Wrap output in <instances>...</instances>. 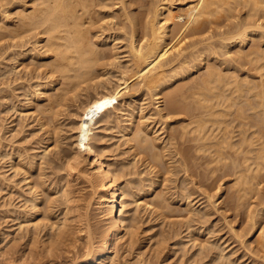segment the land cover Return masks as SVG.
<instances>
[{
    "label": "bare ground",
    "instance_id": "6f19581e",
    "mask_svg": "<svg viewBox=\"0 0 264 264\" xmlns=\"http://www.w3.org/2000/svg\"><path fill=\"white\" fill-rule=\"evenodd\" d=\"M10 110L0 158L20 177L0 172V185L15 181L17 195L3 190L20 203L2 190L7 264L14 253L55 264L75 248L66 264H126L120 245L152 219L142 235L160 225L156 245L189 242L187 263L264 264V0H0ZM66 111L74 149L61 141ZM111 129L123 157L105 154Z\"/></svg>",
    "mask_w": 264,
    "mask_h": 264
},
{
    "label": "rangeland",
    "instance_id": "374dc122",
    "mask_svg": "<svg viewBox=\"0 0 264 264\" xmlns=\"http://www.w3.org/2000/svg\"><path fill=\"white\" fill-rule=\"evenodd\" d=\"M114 80H115V78L113 77V80H112L113 83L111 82L112 85H113L114 82H115ZM110 85H111V84H110ZM74 103H75V105L78 104V102H77V103L74 102ZM74 103H73V104H74ZM75 105H73L74 108H75ZM71 108H73V107H71ZM12 111H13V110H10V112H8L9 115H8L7 113H4V114L1 113V114H0V115H2V117H0V118L3 119V120L0 119V120H1V122H0V136L2 135V137H3V134H4V137L7 136V135H8L7 137H9V135H10V133H11V131H7L6 126L8 127V130H9L10 128H12L13 125H16V123L18 122L17 120H18V116H19L20 113L17 112V114H16V113H14V112H12ZM11 112H12V114H11ZM66 112H67V111H66ZM66 112H65V113H66ZM14 114H15V116H14ZM3 115H5V117L8 115V116H7L8 120H7V118L5 119V117H4ZM10 115H11V116H10ZM66 115H67V116H66ZM13 116H14V117H13ZM64 116H65V118L68 117L67 119H68L69 121H68L67 119L62 120V119L60 118V120H61L62 123H63L62 125H66V126H67V124H68L69 127H68V126L66 127V128L68 129V130H67V129L63 126V130H62V132H61V134H62V135H61V141L63 140L62 143H64L65 141H67V142H65L64 145H63V144H62V145H63L65 148H67V149H71V148L74 149V146H72V147L69 148V146L71 145V142L73 141V138H74L73 134L75 135L74 132H71V129L69 130V128H71V127H70V126H71V122H70L71 120H70V119H73V118H71V117L69 116L68 112H67ZM9 117H10V119H9ZM11 117H12V119H11ZM69 117H70V119H69ZM15 118H17V119H15ZM26 119H27L28 122H30V118H29V120H28V117H27V118L25 117V118H24L25 122H27ZM11 120H13V121H15V122H13V121H11ZM24 120H23V121H24ZM4 121H5V122H4ZM10 121H11L12 123H10L11 125L9 124V125H10V126H9L7 123H9ZM63 121H64V122H63ZM6 122H7V123H6ZM66 122H67V124H65ZM1 123H2V125H3L4 123L7 124V125L4 124V126L1 127ZM14 123H15V124H14ZM12 124H13V125H12ZM69 124H70V125H69ZM9 127H10V128H9ZM1 128H2V129H1ZM3 128H4V129H3ZM115 128H116V127H115ZM1 130H2V131H1ZM3 130H4V131L6 130V131L4 132ZM64 130H65V132H64V134H63V131H64ZM112 130H113V131H112ZM67 131H68V132H67ZM1 132H2V133H1ZM7 132H9V133H7ZM27 132H28V131H27ZM27 132H25V133H27ZM66 132H67V133H66ZM69 132H70V133H69ZM112 132H113V133H112ZM115 132H116V133H115ZM28 133H29V132H28ZM117 133L119 134L120 132H117L116 129H115V130H114V129L107 130V131L105 132V136H106V138H105V139H106L105 143H106V145H107L108 143H109V145H110V146L108 145V147H110V148H107V147H106V149H109V150H110V155H109V150L106 151L108 154H107V153H105V154L108 155L110 158H115V157L118 155V154H117V151H118L119 154H120V151H119V150H120V149L122 150V148H123L121 144L119 145V142H120V141L117 142L118 139L120 138V137H119L120 135H118ZM66 134H67V135L69 134V135H68L69 138H68L67 136H65ZM115 134H116L117 136H116ZM62 136H64L65 139H64ZM112 136H113V137H112ZM70 137H71V138H70ZM72 137H73V138H72ZM111 137H112V138H111ZM118 137H119V138H118ZM109 138H110V139H109ZM69 139H70L71 141H70ZM112 139H113V140H112ZM115 139H116V140H115ZM108 140H109V141H108ZM4 141H6L5 143H8L7 140L4 139ZM113 141H114L115 143H114ZM68 143H69L70 145H69ZM112 143L115 144V145H113ZM65 144H66V145H65ZM67 144H68V146H67ZM116 144H118L117 146H118L119 148L121 147L119 150H118V147H116ZM72 145H73V144H72ZM66 146H67V147H66ZM123 146H124V145H123ZM7 147H8V146H7ZM3 148H5V146H3ZM115 148H116V149H115ZM35 150H37V149H35ZM1 151H2V148H0V152H1ZM113 151H114V152H113ZM116 154H117V155H116ZM115 155H116V156H115ZM120 157H123V156H120ZM120 157L117 156V158H120ZM2 160H3L4 162H3ZM2 160H1V158H0V167H1L0 172H3V171H4L5 173H4V172H3V173H4L5 176H9V175H10V177H11V174H13V173H11L12 169H10V168L8 167V166H9V164H8V159L5 158V159H2ZM6 160H7V162H6ZM123 161H126V160H123ZM2 162L5 163V164H7V165L4 166L3 164H1ZM137 164H138V163H137ZM139 164H140V162H139ZM139 164H138V165H139ZM138 165H137V166H138ZM2 167H4L5 169L3 168V170H2ZM6 167H7V168H6ZM138 167H140V168H138ZM138 167L136 168L137 171H138L139 169L143 170V166L139 165ZM141 167H142V168H141ZM8 169H10V170L8 171ZM5 170H6V171H5ZM143 171H144V170H143ZM12 172H13V171H12ZM61 172H62V171H61ZM144 172H145V174H146L147 170L144 171ZM144 172H142L143 174L140 173V174H141V175H140L141 177L144 176ZM8 173H9V174H8ZM18 176H19V175H18ZM18 176L16 175V178H14L15 176H14V177H11V179H10L9 181H12V180H14V179H15V181H16V179H18ZM19 177H20V176H19ZM15 181H14V182H15ZM14 182H11V183H10V182H7L6 180H5V181L3 180V183H1V185H0V187H1V188H0V195L2 196V194H3L2 190L5 189V186H6V189H5V190L8 191L9 188H11V190H13V194L15 195V194H16L15 191H14L15 189H13V188L10 186V185L13 184ZM8 183H9V184H8ZM22 183H23V182H22ZM75 183H76L77 187H78V183H79V186H82V188L79 187V189L81 188V189L79 190V195H82V197H89V195L91 194V193H90V188H89L88 186H86V183H83L82 181L80 182V180L76 181ZM5 184H6V185H5ZM7 184H8V185H7ZM20 184H21V183H20ZM20 184H19L18 186H21V185H22V184H21V185H20ZM80 184H81V185H80ZM82 184H83V185H82ZM84 184H85V185H84ZM83 186H85V188H84ZM75 187H76V186H75ZM77 187H76V188H77ZM82 189H83V190H82ZM5 190H3V191H5ZM77 190H78V188H77ZM84 190H85V192H87V193H84V192H83ZM86 190H88V191H86ZM7 191L4 192V194H3L2 197L7 198V197L9 196L8 194L5 195ZM82 192H83V193H82ZM80 193H81V194H80ZM89 193H90V194H89ZM83 194H85V195H83ZM86 194H87V195H86ZM14 195H13L12 197H14ZM16 195H17V194H16ZM1 196H0V197H1ZM12 197H11V196L8 197L10 200H9L8 198H7V199L4 198V199H5L7 202H8V200H9L10 202H12V204H16V205L18 204V205H19L20 202H18V201H19L20 198H16V197H14L13 200H11ZM16 199H18V200H16ZM1 200H2V199H1ZM1 200H0V202H1ZM14 200H15V201H14ZM17 202H18V203H17ZM91 202H93V204L95 205L96 198H92V199H91ZM93 204L91 203V206H92V207L94 206ZM58 207H60V206H58ZM95 207H96V206H94L93 208H95ZM91 211L96 212V211H94V210H91ZM1 212H2V211H0V213H1ZM141 213H142V212H140V216H142V221H146V222H148L147 220H149L148 218H150L149 213H147V211H144V212H143V213L145 214L146 217L144 216L143 213H142V214H141ZM147 215H148L149 217H148ZM215 216H216V215H214V217H215ZM2 217H3V212H2L1 215H0V218H1V219H0V226H2V227L4 226L3 228H6V226L10 225L11 222L13 223V221L10 222L9 216H7L6 218L3 217V219H2ZM10 218H11V217H10ZM146 218H147V220H146ZM4 219H6V220H4ZM8 219H9V220H8ZM143 219H144V220H143ZM171 219H172V218H171ZM173 219H174V218H173ZM2 220L5 222V224H4V222H3ZM149 221H151V220H149ZM153 221H155V220L152 219V221H151L150 223H145V222H144V225H141V227H143V228H141L140 226L138 227V228L140 229V231H139V229H137L138 231L136 232V235H135V236L138 237V238H136L135 236H133V237H134V241H133V239H132L133 244L131 243V245H135V246H131L132 249H129V248H128V247H130V244H127L126 241H125L124 243L127 244V247H126V244H124V243H123L122 245H120V246H121V248H120L121 254L123 255V253H124V255H126L125 258L123 257L124 255L122 256L124 259L121 257V258H122V259H121V260H122V263L124 262L123 260H125V263H126V264H127V263H128V264H131L132 261L134 260L133 257L135 256L134 258L136 259V262H135V260H134L133 262L137 263V261H140V262H138V264H141V263L144 261V259H146V260L148 259L147 261L145 260V262H149V260H150L152 257H154V255H155V256L157 255V260H155V259H154V260H155L156 262H158V261L161 262V264H163L164 261H165L164 264H167V261L169 262L168 264H178V263H177V262H178V259H177L178 257H179V259L184 257V258L182 259V261H181V262H183V260H184V262H183V263L180 262V264H184V263L186 264V263H187V262H185V261H186V259H185L186 256H182V257H181V256H179V255H181V252H182V253L185 252V251H182V249H183V248H182V245H184V246L186 247V248H185V247L183 246L185 250L187 249V251H186L187 253H189L190 251H192V250L194 249V247H193L192 250L190 249V251H189V249H188V247L190 246V243H189V242H186V243H184V244H181L180 247H179V245H178V246H175V245H173V244L170 246V244L173 243L174 240H175L176 238H178V237L176 236V237L173 238V240L170 239V240H168L169 242H168V241H166V243L164 242V245L162 244L163 242L160 243V244H158V245H156L154 242H156L157 239H156L154 236H153V237H154L156 240H155L154 238H150L151 240L153 239L152 241H151L150 239H148L147 237H148V235H149V236H152V234L156 231V229H158V228L160 227V225H155V226H159V227H154V226H153V229L151 228L152 231H151V229H149V231H151V232L147 231V234L142 235L143 232L141 233V231L144 230V229L146 228L145 226L150 225V224H153ZM221 221H222V222H221ZM14 222H15V221H14ZM219 222H221V223H219ZM6 223H7V224H6ZM142 223H143V222H141V224H142ZM154 223L157 224V219H156V221H155ZM218 223L220 224V226H221V225L224 226V224H223V220H222V219H221L220 221H218ZM2 224H4V225H2ZM222 226H221V227H222ZM2 227H0V228L3 229ZM12 227H13V228H12ZM12 227H11V228L14 229V228L16 227V225H15V226H12ZM147 227H148V226H147ZM154 228H155V229H154ZM222 230H223V231H222ZM222 230H221V233L224 232V229H222ZM153 231H154V232H153ZM15 232H17V230H16ZM148 232H149V233H148ZM138 233L141 234V236H140ZM145 235H146V236H145ZM139 236H140V237H139ZM142 237H144V238H142ZM141 238H142V239H141ZM140 239H141L142 241H141ZM145 239H146V240H145ZM147 239L149 240V242H148ZM182 239H183V237H182ZM135 240H136V241H135ZM137 240H138V241H137ZM143 240H144V241H143ZM183 240H184V239H183ZM145 241L148 242V243H146ZM150 241H151V242H150ZM172 241H173V242H172ZM134 242H135V244H134ZM143 242H144V243H143ZM137 243H139V244H137ZM169 243H170V244H169ZM142 244H144V245H142ZM146 244H148V245H146ZM128 245H129V246H128ZM160 245H162L161 248H160ZM167 245H169V246H167ZM187 245H188V247H187ZM77 246H79V242L77 243ZM123 246H125L126 248L123 247ZM142 246H143V247H142ZM144 246H146L147 250H145L146 248H145ZM147 246H148L149 248H148ZM157 246H158L161 250L158 249ZM163 246H164V247H163ZM172 246H175L176 248L174 247V249H169V247L171 248ZM151 247H152V248H151ZM123 248H124V251H123ZM141 248H142V251L144 250L143 252L145 253L143 256H142ZM143 248H145V249H143ZM150 248H151V249H154V251H155V249H157L158 251L160 250L159 253H160V254L162 253V255H160V257H159V256H158V255H159L158 251L156 250V251L154 252V251L151 250ZM167 248H168V250H167ZM179 248H180L181 250H179ZM75 249H76V248H75ZM75 249H71L73 253L75 252ZM77 249H79V248L77 247ZM125 249H126V250H125ZM127 249H129V251H128ZM148 249H149V250H148ZM164 249H165V250H164ZM20 250H21V249H20ZM73 250H74V251H73ZM79 250H80V249H79ZM79 250H78V251L76 250V251L79 252ZM130 250H131V252H130ZM132 250H133V251L135 250L137 253H136L135 251L133 252ZM139 250H140V251H139ZM175 250H177V251H175ZM178 250L181 251V252H178ZM127 251H128V252H127ZM147 251H148V252L150 251V252H149V253H150L149 256H148ZM151 251H152V253H151ZM163 251H164V252H163ZM167 251H168V252H167ZM174 251H175L176 254H174ZM188 251H189V252H188ZM70 252H71V251H70ZM72 252H71V253H72ZM126 252H127V254H125ZM165 252H166V253H165ZM71 253H68V254H69V256L72 257ZM128 253H129V254H128ZM130 253H131V254H130ZM138 253L140 254V256H139ZM156 253H157V254H156ZM179 253H180V254H179ZM17 254H18V253H14L15 256L12 255L14 258L11 257V259H10V256L7 257V256L5 255V256L10 260V262H8L9 264H17V263H16L17 261H15V260H16V257H17V256H16ZM135 254L138 255V256H136ZM152 254H153V255H152ZM172 254L174 255L175 258L173 257ZM145 255H147V256H145ZM151 255H152V257H151ZM163 255H164V256H163ZM165 255H166V256H165ZM64 256H68L67 253H64ZM64 256H63V255L60 256V257L63 258V259H60V257H59V258H56V260H55V258H54V261H55L54 263L56 264V262L59 261L60 263L57 262V264H61V261H63V264H66V261H68V260H69L68 262L71 261V258H68L69 256L66 257L68 260H67ZM129 256H130V257H129ZM141 256H142V257H141ZM161 256H162V257H161ZM137 257H138V258H137ZM140 257H141V258L145 257V258L141 261ZM158 257H159V258H158ZM171 257L173 258V260H172ZM176 257H177V258H176ZM198 257H201V255L198 256ZM154 258H155V257H154ZM161 258H162V260H161ZM169 258H171V259H169ZM45 259H46V258H45ZM45 259H44V258H43V259L41 258V259H39V261H36L37 263H36L35 261H34V262H35V264H45V262L43 261V260H45ZM58 259H59V260H58ZM65 259H66V260H65ZM128 259H129V260L132 259L130 263H129V260H128ZM139 259H140V260H139ZM168 259H169L171 262H170ZM176 259H177V260H176ZM1 260H2V259L0 258V264H7V262H5L4 260H2V262H3V261H4V262L1 263ZM40 260H41V261H40ZM50 260H51V259H50ZM60 260H61V261H60ZM174 260L177 261V262H175ZM203 260L206 261V259H203ZM203 260H202V262H199V263H198V262H197V263H196V262H193V264H194V263H196V264L204 263ZM45 261H47V260H45ZM126 261H128V262H126ZM200 261H201V260H200ZM12 262H13V263H12ZM34 262H33V264H34ZM68 262H67V263H68ZM120 262H121V261H120ZM120 262L117 263V264H121ZM159 262L156 263V264H160ZM173 262H174V263H173ZM135 263H132V264H135ZM187 264H191V263L188 262Z\"/></svg>",
    "mask_w": 264,
    "mask_h": 264
}]
</instances>
